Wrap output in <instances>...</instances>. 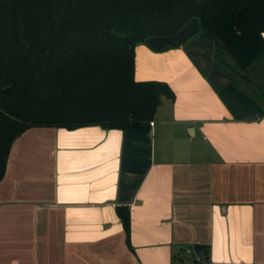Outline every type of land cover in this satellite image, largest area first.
I'll use <instances>...</instances> for the list:
<instances>
[{"label":"crops","instance_id":"obj_1","mask_svg":"<svg viewBox=\"0 0 264 264\" xmlns=\"http://www.w3.org/2000/svg\"><path fill=\"white\" fill-rule=\"evenodd\" d=\"M135 78L175 93L148 132L32 128L14 142L0 264H179L197 243L210 248L191 264H264V57L245 70L199 31L139 43Z\"/></svg>","mask_w":264,"mask_h":264},{"label":"trees","instance_id":"obj_2","mask_svg":"<svg viewBox=\"0 0 264 264\" xmlns=\"http://www.w3.org/2000/svg\"><path fill=\"white\" fill-rule=\"evenodd\" d=\"M194 17L243 69L264 57V0H0V181L32 128L148 132L175 93L136 80L135 48ZM118 214L128 234L129 208Z\"/></svg>","mask_w":264,"mask_h":264},{"label":"water","instance_id":"obj_3","mask_svg":"<svg viewBox=\"0 0 264 264\" xmlns=\"http://www.w3.org/2000/svg\"><path fill=\"white\" fill-rule=\"evenodd\" d=\"M203 1L204 0H197L198 3H201ZM200 27L201 25L199 19L197 17H194L187 24H185L178 32H176L173 35H161V36L151 37L149 39V44L155 49H160L166 45H181L183 42L190 39L193 35L199 32ZM94 127L102 128L101 126H94ZM61 129H66V128H61ZM114 130H120V129H114ZM209 248L210 245L197 243L193 246V252L200 261H203L204 259L203 252L205 249H209Z\"/></svg>","mask_w":264,"mask_h":264},{"label":"rangeland","instance_id":"obj_4","mask_svg":"<svg viewBox=\"0 0 264 264\" xmlns=\"http://www.w3.org/2000/svg\"><path fill=\"white\" fill-rule=\"evenodd\" d=\"M192 252H186V254H183V252H181L179 255V257L181 258L180 260V262H179V264H181V263H186V264H191L192 263V261H191V258H193V256H192V254H191ZM182 254V255H181ZM190 255V256H189ZM189 257V258H188ZM183 259V260H182ZM187 259H188V263H187Z\"/></svg>","mask_w":264,"mask_h":264},{"label":"built area","instance_id":"obj_5","mask_svg":"<svg viewBox=\"0 0 264 264\" xmlns=\"http://www.w3.org/2000/svg\"><path fill=\"white\" fill-rule=\"evenodd\" d=\"M151 124H153V122Z\"/></svg>","mask_w":264,"mask_h":264}]
</instances>
